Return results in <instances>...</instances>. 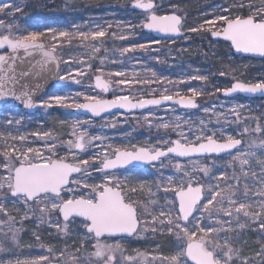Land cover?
Listing matches in <instances>:
<instances>
[{
  "label": "snow or ice",
  "instance_id": "1",
  "mask_svg": "<svg viewBox=\"0 0 264 264\" xmlns=\"http://www.w3.org/2000/svg\"><path fill=\"white\" fill-rule=\"evenodd\" d=\"M134 8L143 10L147 15L145 20L141 22L143 28L151 29L165 34L180 35L182 31V17L176 13L170 15H157L156 5L153 0H132ZM247 6L249 14L232 15L229 7L222 8L223 13L216 15L213 19L205 20L198 27L189 28L188 31L210 32L213 37H222L226 41L231 42V46L237 52L254 53L264 57V0H260L259 6L249 2L245 5L244 0L240 3H234L231 7L243 9ZM175 7V6H174ZM22 12V8L12 4H0V13H17ZM4 22L0 21V27H4ZM9 34H0V49L7 48V54H0V101L7 102L8 98L21 101L26 108H33L36 102L33 101L32 95L28 91H21L19 94L12 88H8V84H19L20 81L15 75V62L22 59L19 53L23 50L25 56H31L35 52H39L42 57L41 67H47L49 64L58 60L56 56L57 45L52 44L50 47L42 41L46 39L43 32H28L20 35H12L13 26H8ZM134 27V26H133ZM52 40L57 38L71 39L73 33L67 31L56 32L54 29H48ZM106 30L99 29L92 32H79L78 36L83 40H97L104 37ZM120 39H125L121 36ZM159 43L160 41H155ZM145 48L143 44L133 45L130 48L121 50V54L133 51L135 48ZM93 51L99 52V48ZM11 62V63H10ZM70 63V61H63ZM58 67V64H57ZM90 67V65H89ZM77 76L85 75L79 69H74ZM97 71H101L97 69ZM11 72V74H9ZM225 75L224 72L220 73ZM29 72L24 71L21 76L27 77ZM155 75V73H153ZM101 75L95 76V87L103 92H107L111 84L117 86L128 85L132 81L125 78L123 71L109 72L108 78H102ZM111 77H119L120 79L112 80ZM60 81L73 79L75 83L80 80L75 79L71 72L64 75H58ZM191 79L205 81L206 76L197 75ZM138 83L148 84V80H137ZM23 87V86H22ZM190 97H185L179 92L176 103L186 108H196L195 98L202 95L201 91L195 88L189 90ZM216 91H221L217 88ZM225 95L240 91L245 93H261L264 94V79L257 82H236L231 88L223 90ZM83 95L84 103L75 100L68 102L69 98L61 95L49 96L46 100H40L42 107H51L52 101L64 107H74L84 109L93 116H100L101 113L112 108L135 109L145 108L147 105L159 106L163 101L173 100V96L161 93L156 99H137L133 103V97L127 95L115 96L112 100H105L99 96L77 93V96ZM208 111L207 108L204 109ZM236 119L239 126L240 115L236 113ZM20 124V120H8L7 123ZM203 123V121H202ZM77 124L71 125L72 135L75 140L63 141L68 149L65 156H57L55 153V145H46L47 151L52 155L45 156L39 149L33 147L17 146L12 141H19L21 145L27 139L24 135L5 136L0 133V139L5 143L0 148V168H3L7 175L0 177V199H13L14 204H22L25 206V213L20 217L21 223L31 219V215L39 213L38 223L44 222V217L48 216L49 227L56 228L58 232L67 234L68 222L76 218H82L86 228L87 239L82 240L80 247L75 249L74 253L67 252V245L64 250L60 251V255L55 259V264H237L241 257V249L234 246L231 233L234 232L231 220H223L221 217H235L240 228L245 227L239 224L240 214L249 220L259 221V228L264 231V125L257 123L255 128L244 127L242 132H238L236 136H250L252 133L258 134V139L254 138L248 142L249 151L237 152L232 156L230 167H235L238 161L241 173L244 177L251 176L258 181V186L253 191L248 183L244 184L243 195L245 198L249 194L259 197L256 204L244 203L235 199L239 188L229 184L226 188H221L219 183L205 185L197 181V186H193V177L189 174L187 168L180 163H175L174 168L177 172H183L180 182L177 183L172 177H168V186L163 191L174 194V199L166 200L167 211L160 209L156 212L154 207L156 201H148L147 203L133 199V195L137 192L135 186H131L127 178L121 180L110 174L109 170L118 167H124L133 162L152 163L160 160L162 157H168L174 154L177 157H190L193 154H220L236 149L242 145L244 140L236 138L233 135H227L222 141L216 137V134L197 135L195 141L189 140L187 136L181 139L164 141L167 145L165 148L160 147H139L132 146L131 150L112 148L111 151L106 148L104 154L99 153L88 159L79 158L73 149L85 152L87 147L92 145L95 140H101L100 136L89 137L86 131L77 134ZM115 127V125H112ZM164 129L172 127L168 123L159 125ZM175 127H179L176 125ZM33 136L40 138H51L48 132H34ZM251 149H259L260 157L257 158V152ZM71 155L72 160H68ZM249 157L255 158L257 165L260 167V175L250 168L245 169L246 165H250ZM197 171L209 175L210 169L207 166H199L194 164ZM94 168L96 172L102 173L103 177L99 183H87L81 179H74L73 174H82L85 177L90 176L89 169ZM235 179L237 185L240 177L234 172L232 177H227L226 173H221L217 180ZM74 184L77 189H71L67 186ZM141 189L143 184L140 185ZM87 189V193L78 191V189ZM207 188V191H205ZM235 189V190H234ZM65 191L72 194L65 198L62 193ZM210 197V198H209ZM225 202L229 207H225ZM19 212V209H17ZM0 213H3L7 220H0V224L7 225L8 232L0 236V252L10 254L12 249L20 247V233L22 228H16V217L11 215L7 210V205L0 203ZM196 213H200L199 216ZM57 216L53 221L52 216ZM207 218L214 219V224L205 225L202 221ZM60 217H62L64 226L60 225ZM150 217V219H149ZM151 231L153 234L167 235L174 238L175 248L169 254L160 253L153 255L152 260L148 261L146 254L137 251L135 256L125 254L127 249L124 247L122 238L124 236H133L141 232ZM225 234V235H221ZM35 239L39 241V235L33 233ZM88 240H94L92 244L93 251L88 252L86 246ZM30 247V245H29ZM44 247V245H41ZM159 250L160 246H156ZM81 249L85 250V255H77ZM52 252V248L47 249ZM260 257L261 264H264V245L256 253ZM0 264H53L52 260L45 255H37L31 259L20 260H0ZM241 264H252V260L244 257Z\"/></svg>",
  "mask_w": 264,
  "mask_h": 264
},
{
  "label": "rangeland",
  "instance_id": "2",
  "mask_svg": "<svg viewBox=\"0 0 264 264\" xmlns=\"http://www.w3.org/2000/svg\"><path fill=\"white\" fill-rule=\"evenodd\" d=\"M54 1L55 0H31L29 7L27 6L29 3L18 1L14 5L22 8V12L14 14L0 13V21H3L5 25L4 27H0V34H9V29L7 27L9 24L13 26L12 35H20L21 33L27 34L28 32L33 31L45 33V37L48 41L46 42L43 40V42L48 47L52 44L57 45V54L62 62L60 74L64 75L65 73L71 72L75 79L80 80V83H77L74 86L53 88L49 90L46 95L39 99V101L46 100L52 95H61L68 97L69 103L72 100L84 103L85 101L83 99V95L77 96V93L99 96L101 98L109 97L112 99H114L115 96L127 95L133 97V100H137L151 96L153 92L158 89V85L153 82L154 77L161 79V82L163 83L162 91L169 90V84L174 82L175 79H177V81L187 80L188 76L185 71H179L178 74H176V77L172 80V77L169 75H160L159 77L152 71V68L144 69L142 64L143 54L141 53V48L137 47L133 51L124 54H121L122 48H118L116 46L114 48L112 47L111 50H108V48L106 50L102 44L110 43L112 42V39L127 33V29H121L120 26H115L117 33H112L110 29V22H106L104 17H101L99 20L91 19L80 22L76 21L75 18H69L68 23H65L64 20L56 22V20L52 18L53 16L60 14L57 13L60 9H58L56 5H52ZM131 1L132 0H130V2ZM11 3L12 0H0V4ZM56 3H58L57 5L59 8L68 12L71 11V8L67 10L66 8L68 6L66 5H71L73 0H57ZM165 4H168L166 0L156 4V13L165 11L167 9L164 7ZM257 6H259V4ZM168 10L178 14V11L173 8H169ZM220 14L227 15V13L222 12V9H219L215 15L208 20L213 19L216 15ZM146 15L147 14H143L142 21L145 20ZM47 18H49L48 21ZM98 28L106 30V35L104 37L98 38L97 40H92L91 38L83 40L78 36L79 32L88 33L96 31ZM48 29H54L57 33L60 31L73 33L74 38H76L75 45L72 46L70 39L66 38L58 37L57 40H52L51 34L48 33ZM210 34L211 33L209 32V35ZM143 45L146 46L143 50L145 51L147 49V51H150L151 53L158 52L157 50L160 47L158 46L159 43H156L155 41H148V43ZM132 46L133 45H128L125 48H130ZM94 48H99V50H103L102 52L106 54L105 57L102 56L101 60L98 61L101 64L100 66H104L106 64L107 66H111L114 65L115 62H118L120 68L111 70V72L123 71L125 73V78L132 81V83L120 86H117L114 83L111 84V92L109 95H104L101 91L97 90L93 85L92 78L95 75H101V71H97V69H100L101 67L92 69V60L98 53L93 51ZM122 55L124 60L121 62L120 58H122ZM63 61H70V63L66 64L63 63ZM247 64H250V62H247ZM247 64H243V67L245 68ZM74 69H79L81 72H84L85 75L77 76L75 71H73ZM153 73H155V75H153ZM259 73L262 74V71H259ZM103 78H108L106 73H103ZM141 78H143V80L150 81V83L147 84L151 87L148 91L150 93L143 94L138 93V90L135 91L134 85L138 84L141 87H144L145 85L137 82V80H141ZM115 79L120 78L114 77V80ZM261 79L262 78H260L259 75H254L247 82H257ZM51 103V107H41L34 114H27L20 108L4 105L0 110V133H3L5 136H26L27 139L23 142V145H21L19 141H12L10 139L8 143H14L17 144V146L37 148L45 156L52 155L47 151L46 145H55L56 155L65 156L68 154V149L62 142L70 139L75 140L76 137L71 134L73 131L71 125L79 122L76 129L77 134L86 131L89 137L100 136L102 138L101 140L93 141L92 145L88 146L85 152H76L75 149L72 150L78 154L79 158L88 159L98 153L103 155L104 150L108 148L109 145H111L112 148L128 150H131L133 145L137 148H165L167 145L164 144V141L176 139H181L183 141V136H187L189 140L194 142L197 135H211L213 133H215L216 137L222 141L227 135L236 136L238 132L243 131L244 127L255 128L257 123H262L260 119L264 117V98H226L223 96L210 105H204V107L200 109L198 108L193 112L182 111L174 107H163L150 109L139 114L128 115L125 113H115L99 119H92L80 115L75 112L77 108L64 107L56 104L55 101H52ZM205 108L208 109L207 112L204 111ZM236 113H239L240 115L239 126L236 119ZM8 120H20L21 123L16 124L13 122L9 125L7 123ZM164 123H168L172 127L164 129L159 126ZM112 125H115V127ZM176 125H179V127H175ZM166 130L167 132H165ZM34 132H48L51 134V138L33 136L32 133ZM181 133H183V136H181ZM256 136L258 139V134L255 133L244 137L236 136V138L245 139V142L240 148H238L231 155L221 158H210L207 162L204 161V158L185 161L165 158L158 164L149 165L143 169L130 168L125 171L110 174H115V176L121 180L127 178L129 184L137 188V192L133 195L134 199H137L138 197L142 199V202L144 203H147L148 201H156L155 205H150V207L155 208L156 212H159L160 209L167 211L170 205L166 206V200L174 199V194L171 192H164L163 188L168 186V177H172L177 183L180 182V177L183 176V172H177L175 170L174 164L177 162L187 168L189 174L193 177V185H197V181L205 185L209 183L216 185L219 183L221 188H226L229 184L235 185L239 187V191L241 192V195L236 196L235 199L244 203L256 204L259 202V197L249 194V196L245 198L243 195L245 182L248 183L249 187L253 191H255L258 186V181L254 179L251 174L243 179L242 182H239L238 185L236 180H217V177H220L221 173H226L229 178L232 177L235 172L234 168L229 166L232 161V156H235L237 152L249 151L248 143L246 142H248L249 139H254ZM4 143L5 141L0 139V148H2ZM108 150L111 151V148H108ZM251 151L257 152V158H261L259 149H251ZM2 159L3 158L0 157V161H2ZM249 159L251 163L250 165H246L245 169L247 170L250 168L251 171H255L259 176L260 167L257 165L256 159L252 157H249ZM68 160H72L71 155H68ZM194 164L207 166L210 169L209 175L206 176L203 172L197 171ZM235 166L238 167V174L243 176L238 161L235 163ZM89 172L90 176L85 177L82 174H78L73 176V178L81 179L87 183H99L101 181L103 177L102 173L96 172L94 168H90ZM6 175L7 172L3 168H0V177H4ZM141 184H143L142 189L140 187ZM68 188L77 189V186L69 184ZM78 191L87 193L88 190L80 188ZM205 191H207V188H205ZM71 194L72 193L68 191L62 193L65 198ZM13 200L14 198L7 200L0 199V203L6 204L7 210L10 214L16 217L15 227L23 229L20 233V247L12 249L10 254L0 252V260L11 259L15 261L18 259L20 261H24L37 255H45L48 256L50 260L55 261V259L59 257L60 251L64 250L66 245V251L74 253L75 249L80 247L81 241L87 239L85 227L82 223L68 222V232L65 234L58 232L56 228L49 227L47 215L44 217L43 223H38V211L36 215H31V213H29L31 219L25 220L21 223L20 217L23 216L26 211L25 206L22 204H14ZM224 206L229 207L227 202H225ZM17 209H19V212H17ZM196 215L199 216L200 213H196ZM221 218L223 220L232 221L231 226L234 229V232L230 235L233 238L234 246L241 249V257L240 260L237 261V264H241L244 257L251 259L252 264H261L260 257L256 256V253L260 250L261 245H264V231H261L259 228L260 222H253L244 217L243 214H240L239 224H243L241 222L243 220L244 222H248V225L252 226V228L248 230L246 226L243 228L238 226L235 213L231 218L223 216ZM52 219L55 221L57 216L54 214ZM214 219L215 217L212 219L207 218V215L205 214V219L202 222L205 225H212L214 224ZM0 220H7V217H5L3 213H0ZM60 225L63 227L64 223L60 222ZM243 230H245V233L239 234V232ZM5 232H8L7 225L0 224V236H2ZM33 233L39 235L41 239L37 241ZM221 235L223 236L225 234ZM51 236H53L52 239H50ZM134 241H138V245L134 249L130 250V252L127 248L125 254L135 256L137 251L143 252L146 254L148 261L152 260L153 255H158L160 253L169 254L170 251L175 248L174 238L167 235H160L159 233L153 234L151 231L141 232L136 236ZM92 244L93 240H88L86 246V250L88 252L94 250L92 248ZM41 245H44V247H41ZM157 245L160 246L159 250L156 248ZM127 246H129V248L131 247L130 244ZM49 247L52 248V252L47 250ZM76 254L83 256L86 253L84 249H81V252Z\"/></svg>",
  "mask_w": 264,
  "mask_h": 264
},
{
  "label": "trees",
  "instance_id": "3",
  "mask_svg": "<svg viewBox=\"0 0 264 264\" xmlns=\"http://www.w3.org/2000/svg\"><path fill=\"white\" fill-rule=\"evenodd\" d=\"M18 1L29 3L27 5L29 7L31 0H12L11 4L14 5ZM56 1L57 0H55L52 5H56L57 8L60 9L57 12L60 14L53 16V18L51 17L52 19H55L56 22L64 20L65 23H68L69 18H75L76 21L80 22L91 19L99 20L101 17H104L106 22H110L112 33H117L115 26H120L121 29H127V33L122 35L125 39H120L121 36H119L112 39V42L110 43H103L102 46L106 48V50L107 48L108 50H111L112 47L114 48L115 46L123 49L128 45H140L146 44L148 41H160L158 45L160 47L157 50L158 52L151 53L150 51H147V49L145 51L143 49L141 50V53L143 54V68H152V71L159 77L160 75H169L172 77V80L176 77V74H178L179 71H185L188 77L185 81H177V79H175L174 82L169 84L170 89L167 91H162L163 83L161 82V79L154 77L153 82L158 85V89L153 92L152 95L160 96V94L164 92L167 95L175 96L176 93L179 92L181 95L191 96L189 90L195 88L203 93L196 97L200 109L204 107V105H210L217 99L221 98L222 91L227 88L230 83L236 80L247 82L254 75H259L260 78L264 79V59L252 60L235 56L228 43L223 41H213L209 32L188 31L189 28L198 27L205 20L213 17L219 9L224 7H229L232 15L239 14L247 16L249 14L247 6L243 9L231 7L234 3H240V0H166L168 4H165L164 7L167 9L165 11H160V13H167L169 8H173L183 17L185 34L182 38L174 41L156 40L152 35L144 32L141 25L143 14L131 9L130 4L132 1L130 2V0H73L71 5H66L68 6L66 8L67 10L71 8V11L68 12L59 8ZM153 1L158 4L165 0ZM249 2L258 5L260 0H244L245 5ZM48 20L49 18H47V21ZM44 41L47 42L48 40L44 39ZM70 41L73 46L76 43V38L72 36ZM102 51L103 50H99L95 55V58L92 60V69L101 67V73H106V76H108V73L111 72V70L119 69L120 66L118 62H115V64L111 66H107V64L100 66L101 64L98 61L101 60L102 56L105 57L106 55ZM121 57L120 60L122 62V60H124L123 55ZM249 60L250 64H247ZM243 64H247V66L244 68ZM259 71H262V74H260ZM221 72H224L225 75H221ZM197 75L206 76L207 80L201 81L191 79V77ZM111 78L114 80V77ZM143 78H141V80H143ZM144 87H141L138 84L134 85V89L135 91L138 90V93H150L148 91L151 87L147 84H145ZM217 88L222 90L216 91ZM260 120L263 123H261V125H264V117ZM165 132H167V130ZM255 138H257V136ZM249 141L250 139L248 142ZM204 161L207 162L209 159H204ZM234 170L236 175L240 177V182H242L246 177L238 174L237 166L234 167ZM231 180L233 181L235 179ZM240 193L241 192L238 191L236 196L241 195ZM241 222L248 230L251 229V225H248V222H244V220ZM244 233L245 230L239 232V234ZM52 238L53 236L50 237V239Z\"/></svg>",
  "mask_w": 264,
  "mask_h": 264
},
{
  "label": "water",
  "instance_id": "4",
  "mask_svg": "<svg viewBox=\"0 0 264 264\" xmlns=\"http://www.w3.org/2000/svg\"><path fill=\"white\" fill-rule=\"evenodd\" d=\"M154 4H155V2H154ZM131 7L137 11L144 12L141 9L134 8L133 4L131 5ZM173 13L174 12L162 14V15H170ZM157 15H159V14H157ZM143 30L146 33L153 35L158 40H177V39L184 36L183 31H181L180 35H175V34H165V33L157 32V31H154L151 29H146V28H143ZM210 36H211L212 40H214V41L222 40V41L228 43L230 45L232 52L236 56L251 57L254 59H263L264 58L258 54H254V53L237 52L231 46L230 41H226L222 37H213L211 34H210ZM7 51L8 50L6 47L3 49H0V54H7ZM19 55H20V57H22V59H18L15 62V75L19 79L20 83L16 84V85L9 83L7 86L10 89L14 88L18 94L21 91H28L32 95L33 101L36 102V106L33 108H26L21 101L15 100V99H12L11 97H9L6 103L3 101H0V110L2 109V107L4 105H9V106H12L14 108H20L27 114H34L42 107L39 104V99L42 98L50 89L77 84L74 82L73 79H66L65 81H60L58 79V75H60V70L62 67V62H61L60 57L57 54V51H56V56L58 57V60L49 64L47 67H44V68L41 67L42 57L38 51L33 53V55H31V56H25L23 50H21ZM57 64H58V67H57ZM24 71L29 72L30 75H28L27 77L21 76V73ZM9 74H11V72ZM95 76L93 77L94 87H95ZM236 82H241V81H235V82L231 83L228 88H231V86ZM98 90L101 91L100 89H98ZM103 93L105 95H109L110 94V87H109V90L107 92H103ZM222 95L227 97V98H234V97H238V96L248 98V99L264 98V94H261V93L252 94V93H245V92H240V91L232 92V93H229L227 95H225V93L223 91ZM156 98H159V96H149V97H145L142 99H156ZM103 99L112 100V98H103ZM178 99H179L178 96H173V100L163 101L159 106L147 105L143 109H141V108H135V109L112 108L106 112L101 113L100 116H93L92 113H90L84 109H76L75 111H76V113H78L80 115H83V116H86V117H89L92 119H99V118H102L104 116H108V115L115 114V113L138 114V113H142V112H145L147 110H150V109L171 107V106H176V107L180 108L181 110H196V109H198V102L196 99H195L196 104H197L196 108H186L183 105L175 102ZM135 102H136V100H133V103H135ZM240 146H242V145L237 146V148H239ZM236 149L230 150V153L229 152H223L220 154H215V153H212V154H193L190 157H177L174 154H170L168 157H162L160 160L154 161L152 163L133 162L132 164L126 165L124 167H118L116 169H112L109 171L110 172H118V171H124L128 168H133V167L142 169V168H145L146 166H149V165L158 164L161 160H163L165 158H173V159H178L180 161H185V160L198 159V158H210V157H217V156L220 157V156H224V155H229V154L233 153ZM75 151L80 152L77 149H75ZM76 175H78V174H76V173L73 174V176H76ZM193 186H197V185H193ZM60 218L63 221L62 217H60ZM76 219L82 220V218H76ZM133 236H130V237L124 236V238H131ZM53 264H55V262H53Z\"/></svg>",
  "mask_w": 264,
  "mask_h": 264
},
{
  "label": "flooded vegetation",
  "instance_id": "5",
  "mask_svg": "<svg viewBox=\"0 0 264 264\" xmlns=\"http://www.w3.org/2000/svg\"><path fill=\"white\" fill-rule=\"evenodd\" d=\"M183 19V18H182ZM182 31L184 32V34H185V29H184V25H183V20H182ZM243 58V57H242ZM249 59V58H248ZM253 60V59H252ZM249 62H250V60H249ZM240 81V80H239ZM243 82V81H242ZM244 83H246V82H244ZM183 96H188V95H183ZM239 97H241V96H239ZM241 98H243V97H241ZM235 152V151H234ZM233 152V153H234ZM233 153H231V154H233ZM231 154H229V155H231ZM226 156H228V155H226ZM221 157H225V155L224 156H220V157H210V158H221ZM210 158H204V159H210ZM139 169V168H138ZM110 173H114V172H110ZM133 198V197H132ZM134 199V198H133ZM137 199L138 200H140L141 202H142V199H140V198H138L137 197ZM60 219V218H59ZM60 222H62V223H64V221H62L61 219H60ZM70 222H77V223H81V220H79V219H75V220H70ZM83 224V223H82ZM251 228H252V226H251ZM85 231H86V228H85ZM138 235V234H137ZM137 235H134L133 237H131V238H122V242H123V244L125 245L124 247L127 249L128 248V250H129V252H130V250H132V249H134L137 245H138V241H134V239L136 238V236ZM95 241L93 240V243H94ZM128 244H130L131 245V247L129 248V246H127ZM250 250H252V249H250Z\"/></svg>",
  "mask_w": 264,
  "mask_h": 264
}]
</instances>
